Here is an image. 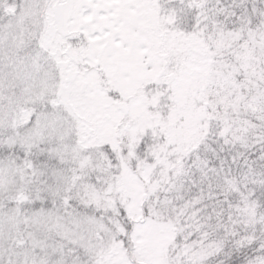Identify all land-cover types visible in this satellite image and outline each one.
<instances>
[{
    "label": "snow or ice",
    "instance_id": "6c2138e0",
    "mask_svg": "<svg viewBox=\"0 0 264 264\" xmlns=\"http://www.w3.org/2000/svg\"><path fill=\"white\" fill-rule=\"evenodd\" d=\"M0 264H264V0H0Z\"/></svg>",
    "mask_w": 264,
    "mask_h": 264
}]
</instances>
